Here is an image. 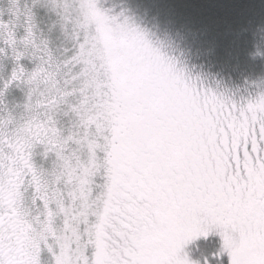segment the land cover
<instances>
[{
    "label": "snow or ice",
    "instance_id": "obj_1",
    "mask_svg": "<svg viewBox=\"0 0 264 264\" xmlns=\"http://www.w3.org/2000/svg\"><path fill=\"white\" fill-rule=\"evenodd\" d=\"M85 6L97 7L94 0ZM61 7L60 0H9L0 9V104L28 71L18 42L39 50L38 12ZM115 29L111 53L100 51L93 65L115 109V139L87 229L91 247L79 246L77 233L76 264H220L225 253L229 264H264V79L237 98L193 75L135 21L116 22ZM86 48L80 45L82 53ZM14 119L0 108V128ZM10 147L22 165L8 169L5 194L0 164V264H64L63 247L57 255L45 243L43 222L33 224L21 210L25 184L38 186L31 145ZM113 197L121 226L109 232L104 224ZM15 218L32 229L28 253L11 227ZM210 234L220 237L219 250L202 262L191 259L188 246Z\"/></svg>",
    "mask_w": 264,
    "mask_h": 264
},
{
    "label": "clouds",
    "instance_id": "obj_2",
    "mask_svg": "<svg viewBox=\"0 0 264 264\" xmlns=\"http://www.w3.org/2000/svg\"><path fill=\"white\" fill-rule=\"evenodd\" d=\"M90 2L60 0L62 7L57 11L38 12L33 27L40 48L18 42L28 71L0 104L15 117L13 123L0 128L5 194L11 190L8 169L22 165L19 151L10 145L21 150L31 145L38 186L25 184L21 210L33 224L43 222L45 243L57 255L63 247L64 264H76L77 233L79 246L91 247L87 229L95 222L96 202L107 183L105 165L115 139V109L106 104L101 74L93 65L100 51L105 56L111 53L116 22L132 20L158 31H170L195 59L208 60L220 46L215 38L201 39L203 34L198 35L197 29L162 16L157 10L159 0H94L99 15L97 7L85 6ZM8 6L9 0H0V9L7 10ZM20 27L23 35L25 24ZM220 43L237 62L248 55H264V18L238 22L226 30ZM81 44L87 45L83 53ZM37 67L42 70L31 76V70ZM260 68L264 75V62ZM203 78L208 83V77ZM251 84L250 78L244 79L230 90L239 98L240 89ZM45 201L53 211L51 217L46 215ZM108 207L104 227L109 232L118 231L120 208L115 197ZM11 227L28 253L32 229L21 218H15ZM205 256L211 259L210 253L197 259L202 262Z\"/></svg>",
    "mask_w": 264,
    "mask_h": 264
},
{
    "label": "trees",
    "instance_id": "obj_3",
    "mask_svg": "<svg viewBox=\"0 0 264 264\" xmlns=\"http://www.w3.org/2000/svg\"><path fill=\"white\" fill-rule=\"evenodd\" d=\"M159 13L179 24H185L202 33L201 39L215 38L220 46L214 56L208 60L190 57L183 43L178 42L170 31H158L150 26L138 24L149 32L151 38L162 45L164 50L183 60L193 75L200 74L208 77L209 86L216 87L217 83L224 88L232 89L237 83L250 78L252 81L264 79L260 65L264 55L241 58L239 62L230 57L220 43L226 30L238 22L248 19L264 18V0H159ZM255 52V49H249ZM245 85L240 89L244 95L252 89Z\"/></svg>",
    "mask_w": 264,
    "mask_h": 264
},
{
    "label": "rangeland",
    "instance_id": "obj_4",
    "mask_svg": "<svg viewBox=\"0 0 264 264\" xmlns=\"http://www.w3.org/2000/svg\"><path fill=\"white\" fill-rule=\"evenodd\" d=\"M220 237L210 234L207 238H201L194 243L190 244L186 249L189 257L193 260H198L197 257L200 255H208L217 252L220 247ZM220 264H229V258L225 253L220 258Z\"/></svg>",
    "mask_w": 264,
    "mask_h": 264
}]
</instances>
